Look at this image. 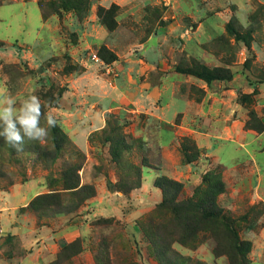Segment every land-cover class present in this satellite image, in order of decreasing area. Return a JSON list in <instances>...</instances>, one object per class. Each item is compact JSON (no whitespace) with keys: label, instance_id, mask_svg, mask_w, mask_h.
Here are the masks:
<instances>
[{"label":"rangeland","instance_id":"374dc122","mask_svg":"<svg viewBox=\"0 0 264 264\" xmlns=\"http://www.w3.org/2000/svg\"><path fill=\"white\" fill-rule=\"evenodd\" d=\"M51 1L67 2L69 10L44 19L40 3ZM86 1L79 12L72 7L80 0H0V100L11 96L19 107L38 96L70 141L55 163L23 151L6 155L0 168V195L32 198L18 210L25 230L35 225L40 239L45 227L59 233L58 254L51 260L55 244L45 243L41 264L76 241L67 264L108 263L101 256L105 246L109 264H161L140 226L163 201L157 178L182 183L183 199L205 187L211 174L224 182L219 205L236 218L248 216L240 234L253 244L250 264H264V203L251 202L258 164H264V0ZM137 57L156 67L146 78L161 89L143 112L135 111L137 94L119 83L127 60ZM202 68L223 78L209 82L199 77ZM91 78V92L76 88ZM87 113L104 126L89 135L86 151L78 136ZM41 126L47 127L44 116ZM119 139L124 143L116 146ZM189 144L196 147L192 162L184 154ZM68 164L81 168V187L93 186L96 195L74 213L39 220L30 206L38 196L72 200V190L61 186ZM3 246L20 254L18 241L0 238ZM214 247L211 236L196 248L174 244L191 264H231Z\"/></svg>","mask_w":264,"mask_h":264},{"label":"trees","instance_id":"16d2710c","mask_svg":"<svg viewBox=\"0 0 264 264\" xmlns=\"http://www.w3.org/2000/svg\"><path fill=\"white\" fill-rule=\"evenodd\" d=\"M44 3H40L44 19H48L54 12L61 9L69 10L66 5L67 2H63L60 7L54 1L48 2V7ZM88 3L89 0L86 1L87 5ZM82 4L84 2L82 3L80 0V3L72 8L80 12ZM198 74L199 77L209 82L223 78L206 68H202ZM48 130L49 134L45 140V145L38 141L27 140L26 138L24 151L37 153L40 157L47 159V162L51 161V163H55L61 157V153L65 148L70 145V141L57 124L54 128H49ZM121 143H124V140L119 139L114 144L120 146ZM183 148L187 161L192 162V154L196 150V147L193 145L190 147L189 144ZM74 151L77 150L74 149ZM17 153L19 152L6 143L3 137H0V168L6 155H15ZM115 153V159L119 160L121 156L120 152L115 150ZM80 169L79 166L68 164L62 170L61 186L65 190H72V200L66 202L62 199L63 195L49 194L38 196L31 202V209L38 216L39 220L49 215L74 213L85 201L96 195L93 186L81 187ZM2 174V170L0 169V176ZM204 181L205 187L197 188L192 196L180 199V196L184 193V185L182 183L165 176L157 178L156 186L163 192V201L157 206L155 216L149 217L145 222H140V226L148 237L151 247L156 251L155 255L157 259L161 264H185L187 262L191 264L192 260L183 258L174 249V244L179 243L183 246L196 248L203 240L211 236L215 240L213 251L217 257L226 256L231 264H250L248 254L252 250L253 244L249 240L242 239L240 234V223L241 221H246L248 216L243 215L236 218L219 205L218 197L225 191L221 176L211 174L209 177H205ZM139 186L140 184L137 187ZM111 188L114 187L111 185ZM120 188L125 192L132 189L129 186H120ZM112 221L103 219L99 223H109ZM77 242L71 244L63 243L61 253L50 264H67L65 259L70 257L68 256V252ZM81 248L80 246V251H82ZM108 255V247L101 248V256L108 263L99 262L98 264H109ZM192 264L206 263L197 261Z\"/></svg>","mask_w":264,"mask_h":264},{"label":"crops","instance_id":"0c3cea01","mask_svg":"<svg viewBox=\"0 0 264 264\" xmlns=\"http://www.w3.org/2000/svg\"><path fill=\"white\" fill-rule=\"evenodd\" d=\"M42 24L44 28H47L49 26L47 24L50 23H46L44 21ZM50 27L52 26L50 25ZM54 35L55 33H53V35L48 38L50 39L52 45H53L52 39L54 40V42L57 43L56 36ZM49 44L50 43H48V45ZM126 65H127L126 69L124 70L123 73V79L119 82L120 87L126 90H127L126 87H128L129 90L132 89L131 92L132 95L137 94L138 98L137 101H135L134 103L136 106L135 111L143 112V110L147 109L148 107V106L146 107L145 104L148 105L151 103L153 104V102L155 103L156 98L161 90V89H157V84H154V82L151 83L149 81L150 78H146L152 72L157 73V69L153 64L151 65L150 63L145 62V60H143L141 57L128 59ZM142 77H145L144 80H142ZM84 80L83 82L80 81V84L76 88L81 89L85 92L87 91L91 92L93 90L94 78L89 79L87 82H84ZM84 84L87 85L88 87H86ZM89 85L92 87H90ZM120 91H115V92L117 94ZM123 97L127 98L125 93H123ZM81 98L82 95H80L79 100H77L78 101L77 105L79 107L83 105L82 104L83 101H81ZM103 98L106 102H108L107 96ZM154 108L157 111V108L156 107ZM159 111H163L162 108H159ZM87 115H89V113L84 115V117ZM89 116L90 118L83 120L85 123L83 124L81 131L84 132L78 136L79 137L78 139L80 140L81 143L80 148L86 151L89 148V142L87 139L89 135L94 131L101 129L104 126V122H103L104 119L101 121H97L96 119L97 114L94 115L93 113H91ZM257 169H258V171H256L257 175L252 185L253 186L252 198H251L252 204L264 203V164H258ZM31 199L29 198L23 199V195L22 197L21 196L17 197L16 195H10V196L0 195V231L2 232L0 238L8 240L9 243L18 241V243L21 246V248L19 249L21 250L20 254H14V251L9 247L3 246L4 248H0L1 249L0 264H41L42 260L45 258L42 256V252L44 251L45 255L47 253L46 250H44V248L46 247L45 243H47V245L52 243L54 244L59 243V239H58L59 233H56V230H54L53 228L45 227L41 230L39 229V231L43 233L42 239L39 238L38 230L37 228H35V225H33V227L30 229L29 232L25 230L26 228L23 226L22 220H20L17 217L19 216L18 210H20V206L22 205H24L23 207H26L27 203H29ZM24 215L26 216V214ZM34 242L35 243L39 242L40 246L36 248V246L32 245V243ZM55 249L56 251L52 256L51 260L55 259L56 255L58 254L59 247L56 244H55Z\"/></svg>","mask_w":264,"mask_h":264},{"label":"clouds","instance_id":"9594fccd","mask_svg":"<svg viewBox=\"0 0 264 264\" xmlns=\"http://www.w3.org/2000/svg\"><path fill=\"white\" fill-rule=\"evenodd\" d=\"M42 103L38 96L30 95L16 106L11 96L0 100V137L17 152L24 151L25 139L43 144L48 136V129L56 126L51 112L42 111ZM45 117L47 127L41 126V118Z\"/></svg>","mask_w":264,"mask_h":264}]
</instances>
